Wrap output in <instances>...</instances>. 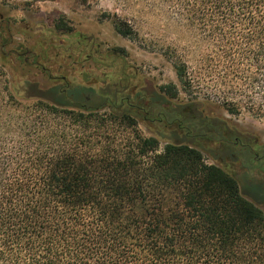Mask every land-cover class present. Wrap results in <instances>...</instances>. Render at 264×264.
<instances>
[{
  "label": "trees",
  "instance_id": "1",
  "mask_svg": "<svg viewBox=\"0 0 264 264\" xmlns=\"http://www.w3.org/2000/svg\"><path fill=\"white\" fill-rule=\"evenodd\" d=\"M122 1L182 35L166 48L193 97L124 66L73 84L35 54L4 52L13 39L1 38L0 73L35 67L46 80H0V264H264V144L204 112L215 100L264 118V0ZM53 27L72 31L63 16ZM10 30L0 17V33Z\"/></svg>",
  "mask_w": 264,
  "mask_h": 264
},
{
  "label": "rangeland",
  "instance_id": "2",
  "mask_svg": "<svg viewBox=\"0 0 264 264\" xmlns=\"http://www.w3.org/2000/svg\"><path fill=\"white\" fill-rule=\"evenodd\" d=\"M114 15L132 25L136 33L131 36L118 34L114 29ZM62 16L71 26V32L62 33L54 29L53 24ZM0 17L11 22L10 32L0 33V40L3 37L13 39L4 52L15 49L29 60L35 54L37 62L52 77H64L73 84H89L105 75L116 78L119 69L124 66L127 73L146 77L156 86H172L179 101H186L192 96L173 69L171 57L175 56V51L166 48L182 35L174 29L165 31L163 18L158 14H146L141 1L87 0L84 4L77 0L46 1L39 3L38 9L1 8ZM112 47H118L123 52L118 53V58L101 60L100 54ZM97 48L100 50L97 51ZM14 57L9 56L7 61L13 63ZM24 79L44 82L46 74L35 67L26 73L9 70L0 73L1 81ZM204 112L229 120L241 131L256 135L264 144V118H255L247 113L230 114L215 100L206 103ZM139 128L147 133L143 124Z\"/></svg>",
  "mask_w": 264,
  "mask_h": 264
}]
</instances>
